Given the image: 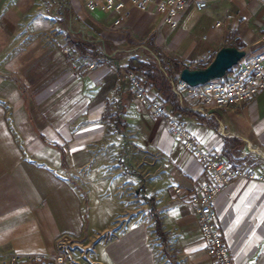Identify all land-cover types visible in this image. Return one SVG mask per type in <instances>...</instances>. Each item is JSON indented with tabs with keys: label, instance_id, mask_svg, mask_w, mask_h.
I'll return each mask as SVG.
<instances>
[{
	"label": "crops",
	"instance_id": "0c3cea01",
	"mask_svg": "<svg viewBox=\"0 0 264 264\" xmlns=\"http://www.w3.org/2000/svg\"><path fill=\"white\" fill-rule=\"evenodd\" d=\"M185 1L171 29L153 6L115 27L116 14L88 13L81 0H0V260L52 258L67 239L70 264H158L167 249L173 264H214L188 205L210 176L114 68L152 64L167 85L150 99L168 118L232 167L264 177V90L239 108L203 106L177 92L172 68L227 47L244 59L264 54V0ZM124 136L142 145L151 169L154 209L137 222L117 221L116 201L93 178L95 162ZM214 213L232 263L264 264V182H232Z\"/></svg>",
	"mask_w": 264,
	"mask_h": 264
},
{
	"label": "built area",
	"instance_id": "2783aa9c",
	"mask_svg": "<svg viewBox=\"0 0 264 264\" xmlns=\"http://www.w3.org/2000/svg\"><path fill=\"white\" fill-rule=\"evenodd\" d=\"M253 1V0H245ZM88 13L102 12L116 14L113 26H118L130 11L145 12L154 7L156 14L164 24L171 29L177 27L178 17L185 11V0H81ZM205 3H196L195 9L202 11ZM219 26V23L216 24ZM65 58H69L68 49H63ZM214 54L207 52L203 57L190 64L191 70L208 66ZM98 63H91L89 70L98 68ZM117 73L125 77L127 86L133 98L146 105L156 119L165 120L170 136L181 143L186 152L191 153L210 176L211 183H202L198 194L190 198L191 206L197 216L202 240L206 244V253L214 264H233L217 229L215 220V200L236 180L264 182V177H256L239 167H232L219 153L205 150L195 136L186 129V123L181 119L168 118L164 105L150 99L149 85L134 72H126L117 66ZM176 90L196 104L225 109L229 106L242 107L255 95L264 90V54L255 58L243 59L225 75L224 80L211 81L203 86L190 87L178 79ZM173 192L180 194L181 190L174 187ZM68 240H60L52 258L33 256L28 258V264H70L67 252ZM0 264H17V259L0 260Z\"/></svg>",
	"mask_w": 264,
	"mask_h": 264
},
{
	"label": "rangeland",
	"instance_id": "374dc122",
	"mask_svg": "<svg viewBox=\"0 0 264 264\" xmlns=\"http://www.w3.org/2000/svg\"><path fill=\"white\" fill-rule=\"evenodd\" d=\"M127 138L124 136L122 140L109 145L95 162L98 171L93 178L102 189L103 196L112 197L116 201L117 221L128 219L137 222L138 218L141 220L143 215H150L154 209L145 192V184L151 169L142 145ZM150 227L156 232L154 223ZM151 244L155 248L158 247L156 234L151 236ZM167 251L168 254H161L160 249H155L156 254L160 253L156 260L158 264L174 263L172 250Z\"/></svg>",
	"mask_w": 264,
	"mask_h": 264
},
{
	"label": "water",
	"instance_id": "95a60500",
	"mask_svg": "<svg viewBox=\"0 0 264 264\" xmlns=\"http://www.w3.org/2000/svg\"><path fill=\"white\" fill-rule=\"evenodd\" d=\"M244 57L245 52L236 48H222L214 55L208 66L195 70L184 68L179 73V80L190 87H199L211 81L220 80Z\"/></svg>",
	"mask_w": 264,
	"mask_h": 264
},
{
	"label": "trees",
	"instance_id": "16d2710c",
	"mask_svg": "<svg viewBox=\"0 0 264 264\" xmlns=\"http://www.w3.org/2000/svg\"><path fill=\"white\" fill-rule=\"evenodd\" d=\"M168 65H171V64L167 63L165 66H168ZM168 67L167 69H169ZM172 68L174 69L175 73H179L184 69L183 66H179L176 64H172ZM127 70L128 72H134V73L140 74L143 77V79L146 81V83L149 85V89L153 87H158L159 85L163 87H166L167 85L164 81L160 80V78L158 77V74L155 72L154 66L150 63L141 64L137 68H133L132 65H128ZM110 121H112L111 118H110ZM113 121H115V124L118 126V130L121 131L120 126H119L120 121L118 119H115ZM156 232H158L157 226H156Z\"/></svg>",
	"mask_w": 264,
	"mask_h": 264
},
{
	"label": "snow or ice",
	"instance_id": "6c2138e0",
	"mask_svg": "<svg viewBox=\"0 0 264 264\" xmlns=\"http://www.w3.org/2000/svg\"><path fill=\"white\" fill-rule=\"evenodd\" d=\"M173 214H175V213H173Z\"/></svg>",
	"mask_w": 264,
	"mask_h": 264
}]
</instances>
